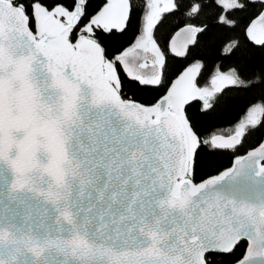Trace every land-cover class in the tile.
<instances>
[{"label": "snow or ice", "instance_id": "1", "mask_svg": "<svg viewBox=\"0 0 264 264\" xmlns=\"http://www.w3.org/2000/svg\"><path fill=\"white\" fill-rule=\"evenodd\" d=\"M249 92L264 0H0V264H264Z\"/></svg>", "mask_w": 264, "mask_h": 264}, {"label": "trees", "instance_id": "2", "mask_svg": "<svg viewBox=\"0 0 264 264\" xmlns=\"http://www.w3.org/2000/svg\"><path fill=\"white\" fill-rule=\"evenodd\" d=\"M132 37L129 36V39ZM227 62L225 61V64ZM130 92L134 91L129 89ZM138 98L143 100L152 99V94L147 92L138 93ZM226 118L218 122L217 129L221 134H229V131L234 128L235 124L238 123L241 119L246 117L248 108L252 106L253 103H264L259 98L258 93L249 92L242 94L241 96H236L235 98L231 95H226ZM264 120V117H261ZM228 131H225V130ZM264 137V126H258L255 133L249 138V144H246L245 147H248L250 144L255 143L258 139ZM243 151V149H242ZM232 156L229 152L223 151L220 154L209 157L203 164L204 171L202 176H207L211 174H216L219 170H223L231 165Z\"/></svg>", "mask_w": 264, "mask_h": 264}]
</instances>
